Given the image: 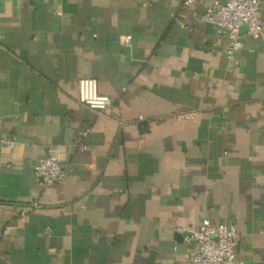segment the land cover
<instances>
[{
    "label": "crops",
    "instance_id": "1",
    "mask_svg": "<svg viewBox=\"0 0 264 264\" xmlns=\"http://www.w3.org/2000/svg\"><path fill=\"white\" fill-rule=\"evenodd\" d=\"M214 1L0 0V133L17 139L0 149V264H186L176 227L206 217L264 264V34L242 27L231 60L202 17ZM85 77L104 111L80 103ZM50 149L67 175L44 185Z\"/></svg>",
    "mask_w": 264,
    "mask_h": 264
},
{
    "label": "built area",
    "instance_id": "2",
    "mask_svg": "<svg viewBox=\"0 0 264 264\" xmlns=\"http://www.w3.org/2000/svg\"><path fill=\"white\" fill-rule=\"evenodd\" d=\"M197 2L183 0L185 5ZM259 11V0H215L202 17L215 26L218 34L228 37L226 53L233 60L234 54L244 46L242 27L246 26L247 34L253 37L264 34V18ZM79 101L91 109L104 111L112 103V98L99 92L96 78L85 77L79 82ZM16 143V136L5 137L0 133V149H13ZM34 174L38 182L44 185L64 181L67 171L58 157L57 149H50L48 156L36 161ZM176 232L182 235V240L189 247L186 264H242L236 252L239 233L234 220L214 222L206 217L198 227L177 226Z\"/></svg>",
    "mask_w": 264,
    "mask_h": 264
}]
</instances>
